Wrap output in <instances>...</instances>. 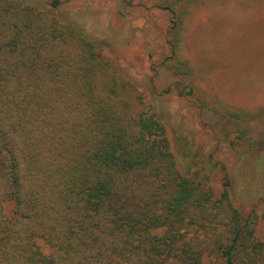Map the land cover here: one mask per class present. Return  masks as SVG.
<instances>
[{
  "label": "trees",
  "instance_id": "trees-1",
  "mask_svg": "<svg viewBox=\"0 0 264 264\" xmlns=\"http://www.w3.org/2000/svg\"><path fill=\"white\" fill-rule=\"evenodd\" d=\"M216 1L152 0L161 64L233 152H264V105L201 91L185 21ZM57 7L0 0V264H264L261 215L178 166L164 120Z\"/></svg>",
  "mask_w": 264,
  "mask_h": 264
},
{
  "label": "rangeland",
  "instance_id": "rangeland-1",
  "mask_svg": "<svg viewBox=\"0 0 264 264\" xmlns=\"http://www.w3.org/2000/svg\"><path fill=\"white\" fill-rule=\"evenodd\" d=\"M57 11L136 84L143 106L164 120L178 166L205 178L216 193L227 177L233 204L243 213L256 210L264 231V152L238 156L219 116L200 108L192 95L179 94L161 64L169 53L167 11L152 0H58ZM185 24L202 93L264 105V2L216 1L192 11Z\"/></svg>",
  "mask_w": 264,
  "mask_h": 264
}]
</instances>
